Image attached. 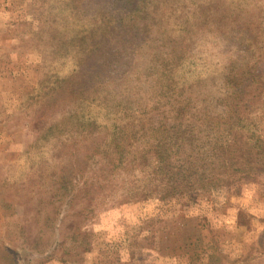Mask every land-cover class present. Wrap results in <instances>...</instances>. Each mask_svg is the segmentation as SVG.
<instances>
[{
    "label": "rangeland",
    "instance_id": "obj_1",
    "mask_svg": "<svg viewBox=\"0 0 264 264\" xmlns=\"http://www.w3.org/2000/svg\"><path fill=\"white\" fill-rule=\"evenodd\" d=\"M177 123L212 184L142 198ZM0 264H264V0H0Z\"/></svg>",
    "mask_w": 264,
    "mask_h": 264
},
{
    "label": "trees",
    "instance_id": "obj_2",
    "mask_svg": "<svg viewBox=\"0 0 264 264\" xmlns=\"http://www.w3.org/2000/svg\"><path fill=\"white\" fill-rule=\"evenodd\" d=\"M245 86L244 83L236 79V76L233 78L228 77L224 82L223 92L225 93V98H221V100L222 106L226 104V106H228L225 107L226 110H224L226 116L225 122L228 123L224 128H229L228 132L232 134V137L239 136V133H236L237 126L231 127V124H235L234 120L232 119V122H229V120L231 119V115L236 113L237 109L235 107V102L237 103L240 100V93L244 91V88H246ZM182 108L183 107L176 108V119L177 115L183 114ZM212 128H218L219 130L223 129L219 125L217 127L212 126ZM155 130L158 132V136L155 141H153L154 143L148 144L147 142L146 147L148 150L146 149L144 152H141L137 157V160H140L143 165H149L151 169L150 174L147 176L148 179L145 188L140 196L143 198L146 193L145 189L158 194V190L160 189L154 183L157 178L166 182V186L161 189L163 193L171 192L173 195L177 194L180 196V194H187L189 191L193 192L199 189H208L212 183L204 184L206 179H204L205 177L201 176L200 173V166L203 165L201 164L203 161L195 162L191 155L192 147L194 146L192 145V142L198 137V130H195L194 126L181 128L179 123L175 126L169 127L165 125L163 130L160 125H157ZM168 130L172 134H167ZM218 133L222 134V132ZM214 146L215 148L210 151L209 156H213L217 152L216 158L218 154L223 157V154L231 149L230 146L229 149L225 150L226 146L221 145V143L217 145L214 144ZM237 151V155L242 157L240 147L237 148ZM179 155L181 156V159L178 158ZM199 158L201 159L202 157ZM219 161H222V158ZM211 164L212 163H210V165ZM210 171L213 172L212 169H210ZM219 180L220 179H216L215 182L220 184ZM226 183L229 185L231 181L228 179L226 180ZM157 197L161 199L160 196Z\"/></svg>",
    "mask_w": 264,
    "mask_h": 264
}]
</instances>
